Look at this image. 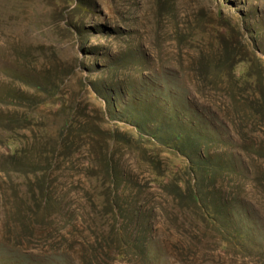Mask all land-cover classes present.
<instances>
[{
    "label": "rangeland",
    "instance_id": "rangeland-1",
    "mask_svg": "<svg viewBox=\"0 0 264 264\" xmlns=\"http://www.w3.org/2000/svg\"><path fill=\"white\" fill-rule=\"evenodd\" d=\"M0 264H264V0H0Z\"/></svg>",
    "mask_w": 264,
    "mask_h": 264
}]
</instances>
